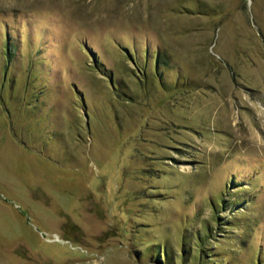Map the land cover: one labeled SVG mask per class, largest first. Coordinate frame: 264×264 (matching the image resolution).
Returning a JSON list of instances; mask_svg holds the SVG:
<instances>
[{"label": "rangeland", "instance_id": "obj_1", "mask_svg": "<svg viewBox=\"0 0 264 264\" xmlns=\"http://www.w3.org/2000/svg\"><path fill=\"white\" fill-rule=\"evenodd\" d=\"M0 264H264V0H0Z\"/></svg>", "mask_w": 264, "mask_h": 264}, {"label": "trees", "instance_id": "obj_2", "mask_svg": "<svg viewBox=\"0 0 264 264\" xmlns=\"http://www.w3.org/2000/svg\"><path fill=\"white\" fill-rule=\"evenodd\" d=\"M11 56V54H9ZM11 58V57H10ZM163 259V258H162ZM168 261V260H167Z\"/></svg>", "mask_w": 264, "mask_h": 264}]
</instances>
